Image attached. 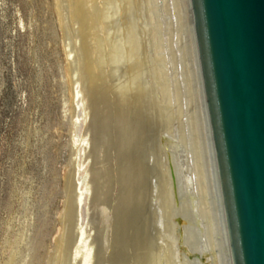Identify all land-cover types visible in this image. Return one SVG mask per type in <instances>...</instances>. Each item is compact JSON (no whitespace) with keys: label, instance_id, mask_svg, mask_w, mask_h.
I'll list each match as a JSON object with an SVG mask.
<instances>
[{"label":"bare ground","instance_id":"6f19581e","mask_svg":"<svg viewBox=\"0 0 264 264\" xmlns=\"http://www.w3.org/2000/svg\"><path fill=\"white\" fill-rule=\"evenodd\" d=\"M54 5L79 112L73 128L84 129L93 106L107 101L114 107L98 122L117 124L121 238L129 225L134 231L125 233L131 236L123 237V245L133 248L138 264H226L186 0H54ZM79 173L84 189L87 175ZM138 183L141 201L134 197ZM56 242L55 261L63 264V241ZM78 245L72 260L95 264V246L88 245L80 259ZM122 256L115 264H124Z\"/></svg>","mask_w":264,"mask_h":264},{"label":"rangeland","instance_id":"374dc122","mask_svg":"<svg viewBox=\"0 0 264 264\" xmlns=\"http://www.w3.org/2000/svg\"><path fill=\"white\" fill-rule=\"evenodd\" d=\"M54 6V0H0V264H56L59 238L63 264H78L77 243L80 259L94 245L95 264H115L120 254L124 264H138L122 243L134 235L132 225L120 234L117 124L98 122L114 107L93 106L84 129L73 128L79 112ZM138 185L133 193L141 201ZM79 195L87 196L84 209Z\"/></svg>","mask_w":264,"mask_h":264},{"label":"water","instance_id":"95a60500","mask_svg":"<svg viewBox=\"0 0 264 264\" xmlns=\"http://www.w3.org/2000/svg\"><path fill=\"white\" fill-rule=\"evenodd\" d=\"M226 264H264V0H186Z\"/></svg>","mask_w":264,"mask_h":264}]
</instances>
